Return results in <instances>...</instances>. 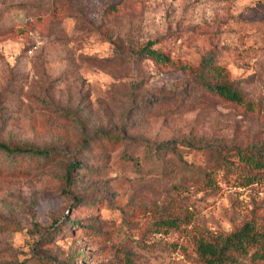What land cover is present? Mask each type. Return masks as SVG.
I'll return each mask as SVG.
<instances>
[{"label": "rangeland", "instance_id": "1", "mask_svg": "<svg viewBox=\"0 0 264 264\" xmlns=\"http://www.w3.org/2000/svg\"><path fill=\"white\" fill-rule=\"evenodd\" d=\"M0 143L59 153L0 152V264H203L200 235L264 230V0H0Z\"/></svg>", "mask_w": 264, "mask_h": 264}, {"label": "trees", "instance_id": "2", "mask_svg": "<svg viewBox=\"0 0 264 264\" xmlns=\"http://www.w3.org/2000/svg\"><path fill=\"white\" fill-rule=\"evenodd\" d=\"M151 42L142 49V52L156 64H169L176 66L186 72L196 76L205 90L214 93L221 100L244 108L248 112L256 110V104L247 101L242 94L229 81V73L220 65L213 64L211 59H203L198 68L182 63H173L169 56L150 49ZM0 152L7 155L9 159L15 161L17 157H32L41 162H53L59 153L55 149H35L27 146H9L0 143ZM246 162L252 169L264 167V161L257 156L246 158ZM65 182L70 184L72 178L69 170ZM166 226L176 227L175 219H170L164 223ZM196 252L203 264H254L264 261V230H258L256 225L245 222L242 226L223 237L208 239L200 235L195 240Z\"/></svg>", "mask_w": 264, "mask_h": 264}, {"label": "built area", "instance_id": "3", "mask_svg": "<svg viewBox=\"0 0 264 264\" xmlns=\"http://www.w3.org/2000/svg\"><path fill=\"white\" fill-rule=\"evenodd\" d=\"M29 52H32L31 50Z\"/></svg>", "mask_w": 264, "mask_h": 264}]
</instances>
